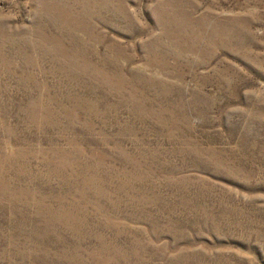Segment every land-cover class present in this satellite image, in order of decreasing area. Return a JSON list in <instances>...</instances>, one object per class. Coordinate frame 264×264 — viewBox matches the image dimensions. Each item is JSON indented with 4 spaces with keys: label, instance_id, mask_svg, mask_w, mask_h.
I'll use <instances>...</instances> for the list:
<instances>
[{
    "label": "rangeland",
    "instance_id": "obj_1",
    "mask_svg": "<svg viewBox=\"0 0 264 264\" xmlns=\"http://www.w3.org/2000/svg\"><path fill=\"white\" fill-rule=\"evenodd\" d=\"M0 264H264V0H0Z\"/></svg>",
    "mask_w": 264,
    "mask_h": 264
}]
</instances>
